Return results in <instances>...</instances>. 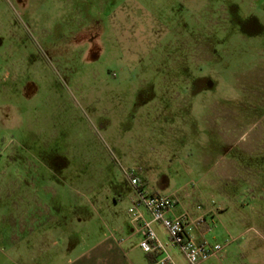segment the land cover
I'll use <instances>...</instances> for the list:
<instances>
[{"label":"rangeland","instance_id":"374dc122","mask_svg":"<svg viewBox=\"0 0 264 264\" xmlns=\"http://www.w3.org/2000/svg\"><path fill=\"white\" fill-rule=\"evenodd\" d=\"M131 171L264 264V0H0V264L126 226Z\"/></svg>","mask_w":264,"mask_h":264},{"label":"built area","instance_id":"2783aa9c","mask_svg":"<svg viewBox=\"0 0 264 264\" xmlns=\"http://www.w3.org/2000/svg\"><path fill=\"white\" fill-rule=\"evenodd\" d=\"M135 193L127 211L128 217L136 225L138 246L146 255L154 257L151 264H177L167 249H174L185 264H205L221 256L223 247L206 240L203 217H191L188 214L176 215L177 199L169 196L148 194L138 186L135 172L127 174ZM198 211L202 210L197 206ZM153 225H158L166 240L162 241Z\"/></svg>","mask_w":264,"mask_h":264},{"label":"crops","instance_id":"0c3cea01","mask_svg":"<svg viewBox=\"0 0 264 264\" xmlns=\"http://www.w3.org/2000/svg\"><path fill=\"white\" fill-rule=\"evenodd\" d=\"M125 214L128 220L127 227L115 222L110 228L109 234L80 251L65 264H151L154 257L141 251L138 246L139 238L136 235V225L130 221L127 211ZM157 227V225H153L158 237L165 241L166 237L163 230L161 229V233L158 231L160 227ZM167 250L177 264H185L176 250L170 248ZM218 259L220 257L205 264H212L213 260Z\"/></svg>","mask_w":264,"mask_h":264}]
</instances>
